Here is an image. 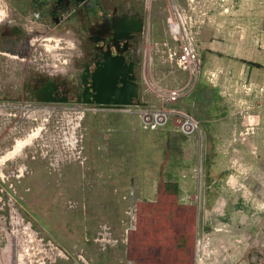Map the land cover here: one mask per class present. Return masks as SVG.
Returning a JSON list of instances; mask_svg holds the SVG:
<instances>
[{"label":"rangeland","instance_id":"1","mask_svg":"<svg viewBox=\"0 0 264 264\" xmlns=\"http://www.w3.org/2000/svg\"><path fill=\"white\" fill-rule=\"evenodd\" d=\"M127 1L147 15L137 55L141 87L148 61L149 76L183 88L174 109L199 121L195 96L211 91L199 88L210 63L201 32L226 0ZM172 5L194 26L199 78L170 54L178 48L168 24ZM51 43L43 41L38 65L0 53V92L9 89L0 98L16 104L34 67L43 78L67 75L77 41ZM222 67L226 73L229 65ZM8 68L18 71L20 84ZM223 83L228 104L213 127L199 121L185 134L171 123L180 133L169 141L171 169L161 175L144 167L154 141L125 114L99 112L92 103L0 108V264H264V113L248 112L231 98L240 91ZM24 102L34 105L27 96Z\"/></svg>","mask_w":264,"mask_h":264},{"label":"flooded vegetation","instance_id":"2","mask_svg":"<svg viewBox=\"0 0 264 264\" xmlns=\"http://www.w3.org/2000/svg\"><path fill=\"white\" fill-rule=\"evenodd\" d=\"M0 1V7L6 13V18L0 22L3 24L0 30V48L4 49L0 50V53L17 58L24 55L22 60L25 65H38L43 60L41 29L36 26L30 29V21L39 23L48 16V23H53L54 19H62L63 12L65 19L81 18L80 29L75 33L80 52L73 55L72 66H69L67 75L59 76L51 72L43 78L41 73L36 71L38 68L34 67V71L28 72V80L22 78L20 84L18 71L8 68L6 72H12L16 82L21 85L16 95L22 98L15 99L18 101L16 104L14 99H7V104L4 98H0V108L10 107L25 111L31 108L40 109L42 102L82 103L80 99L84 98L86 89L83 76L87 74V69L93 70L103 61L104 51H110L112 55L123 53L128 63L133 62L137 74L138 50L147 28V15L140 6L127 0H86L84 3H77L76 0ZM22 72L26 73L25 66ZM88 77L90 78V75ZM6 79L9 81V76L4 80ZM5 87V90L0 92V97L5 94L3 91H9L6 85ZM43 87L45 91L41 92ZM25 96L33 101V106L29 104L27 107ZM46 97L52 101H46Z\"/></svg>","mask_w":264,"mask_h":264},{"label":"crops","instance_id":"3","mask_svg":"<svg viewBox=\"0 0 264 264\" xmlns=\"http://www.w3.org/2000/svg\"><path fill=\"white\" fill-rule=\"evenodd\" d=\"M217 6L210 14L208 30L203 29L201 32L200 49L205 52L206 64L207 58L210 63L208 62V73H202L199 75L200 78L198 77L199 88L211 89L210 95L198 92L194 99L195 104L199 106L198 112H201L198 116L202 129L213 127L218 121L215 114L225 111L228 98L220 92V88L226 86L223 81L232 82V86L240 91L231 98L244 109L257 114L264 113V0H226L224 12ZM48 22V16H45L39 23L33 21L28 23L30 29L33 26L41 29L42 43L51 40V44L56 48L61 43L76 41L75 33L80 29V17L54 19L53 23ZM223 63L229 65L226 69L230 72L227 70L226 73L220 72L224 70ZM99 112L125 114L130 118V123L140 129L142 135L154 141L156 150L148 144L150 154L147 156H150L151 165L145 163L146 169L152 168L157 171L154 175H161L171 169L169 164L171 159L165 156V153H170L175 148L171 147L169 141L180 133L171 125V123L175 125L173 121L170 120L160 129L151 130L145 129L140 118L131 114L111 109H101ZM165 138L167 152H160V148L165 150Z\"/></svg>","mask_w":264,"mask_h":264},{"label":"built area","instance_id":"4","mask_svg":"<svg viewBox=\"0 0 264 264\" xmlns=\"http://www.w3.org/2000/svg\"><path fill=\"white\" fill-rule=\"evenodd\" d=\"M170 33L178 42V48L170 54L178 65L194 77H199L202 69V58L196 46L194 26L177 5L170 8L168 18ZM146 61L143 79L144 87H141L139 103L103 106L92 103L93 110L111 109L125 112L140 118L145 129L157 130L168 124L174 117L176 127L191 134L199 128V121L190 113L176 111L174 104L178 103L184 94L181 87H166L156 78L149 76Z\"/></svg>","mask_w":264,"mask_h":264},{"label":"water","instance_id":"5","mask_svg":"<svg viewBox=\"0 0 264 264\" xmlns=\"http://www.w3.org/2000/svg\"><path fill=\"white\" fill-rule=\"evenodd\" d=\"M85 1L76 0L77 3ZM64 14L65 12L61 18ZM87 71L83 76L86 89L84 98L80 99L82 103L111 106L140 102L141 83L135 73L133 62L128 63L123 53L112 55L110 51H104L103 61L95 69L89 68ZM43 91L45 87L41 89V92ZM44 99L52 101L49 97Z\"/></svg>","mask_w":264,"mask_h":264}]
</instances>
